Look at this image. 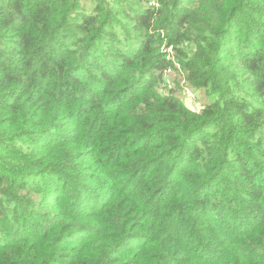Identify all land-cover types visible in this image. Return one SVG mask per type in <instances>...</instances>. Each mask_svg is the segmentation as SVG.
Returning <instances> with one entry per match:
<instances>
[{"label":"trees","instance_id":"obj_1","mask_svg":"<svg viewBox=\"0 0 264 264\" xmlns=\"http://www.w3.org/2000/svg\"><path fill=\"white\" fill-rule=\"evenodd\" d=\"M0 264H264V0H0Z\"/></svg>","mask_w":264,"mask_h":264},{"label":"rangeland","instance_id":"obj_2","mask_svg":"<svg viewBox=\"0 0 264 264\" xmlns=\"http://www.w3.org/2000/svg\"><path fill=\"white\" fill-rule=\"evenodd\" d=\"M150 5H155V2H151ZM167 52L169 54L174 55V51L172 47H169ZM174 64L177 66V71H181V65L177 63L176 58H173ZM181 75L177 74L175 70H171L168 73H164L163 75V83L160 85L162 88V93L169 92L170 90H173L175 93H177L178 96H180L181 100L184 102V104L190 108L191 110H199L201 109L207 102H209L211 99L210 97L206 94V91L201 88V89H193L185 83L183 79L180 81ZM179 80V85L175 84V82H178ZM187 90L192 94L193 97L189 96L187 93ZM36 196H34L35 198ZM48 210L45 209V212Z\"/></svg>","mask_w":264,"mask_h":264},{"label":"built area","instance_id":"obj_3","mask_svg":"<svg viewBox=\"0 0 264 264\" xmlns=\"http://www.w3.org/2000/svg\"><path fill=\"white\" fill-rule=\"evenodd\" d=\"M168 72H170V70H166L165 74L168 73ZM187 93H188L189 96L193 97L192 94L188 90H187Z\"/></svg>","mask_w":264,"mask_h":264}]
</instances>
